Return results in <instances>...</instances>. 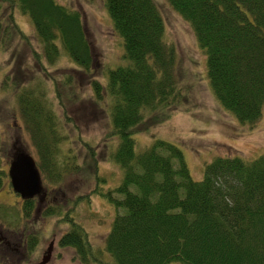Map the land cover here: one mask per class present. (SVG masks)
<instances>
[{
	"label": "trees",
	"instance_id": "1",
	"mask_svg": "<svg viewBox=\"0 0 264 264\" xmlns=\"http://www.w3.org/2000/svg\"><path fill=\"white\" fill-rule=\"evenodd\" d=\"M8 2L28 16L46 61L54 62L61 48L82 72L90 73L91 44L78 11L55 0ZM167 2L189 23L205 54L206 77L215 99L239 122H255L264 104V0ZM104 5L127 62L109 69L104 84L90 79L96 103L103 96L109 98L108 108H101L108 110L111 123L103 138L116 137L108 156L122 170L115 188L122 197L107 194L116 209L103 244L111 260L97 258V264H264V152L248 161L237 155L216 156L204 166L199 180L191 179L181 151L167 141L155 140L136 152L131 135L137 126L145 117L151 123L165 120L177 101L176 50L163 41V20L153 0H105ZM11 12L12 8L3 28L0 16V44L8 39L7 28L6 34L12 30L26 38ZM29 71L23 67L15 74L5 72L0 96L12 98L40 165L49 170L58 143L68 139L60 126L69 121L65 107L71 99L61 101L57 79L50 77V95L40 75L30 83ZM54 105L60 107L59 113ZM82 144L92 150L88 141ZM89 157L95 162L91 152ZM72 164L77 168L74 160ZM59 174L53 175L54 181ZM33 199L23 201L25 217L41 205ZM43 208L44 214L55 212L51 206ZM68 221L71 227L57 244L71 247L76 258L87 263L94 258L87 235ZM0 238V264H17L18 247L1 233ZM32 245L29 240L28 250Z\"/></svg>",
	"mask_w": 264,
	"mask_h": 264
},
{
	"label": "rangeland",
	"instance_id": "2",
	"mask_svg": "<svg viewBox=\"0 0 264 264\" xmlns=\"http://www.w3.org/2000/svg\"><path fill=\"white\" fill-rule=\"evenodd\" d=\"M55 1L80 14L91 44L90 75L82 72L79 65L61 48L54 62L46 61L28 16L22 14L16 5L10 7L7 0H0L1 27L6 26L7 14L12 8L17 29L26 36L21 39L12 30L6 34L9 28L5 35L2 33L8 39L0 44V79L5 76V72L15 74L18 68L28 67L31 71L27 74L33 75L30 83H35V75H40L50 95L51 79H57L61 101L65 103L67 97L71 99L65 107L69 121H63L60 126L62 134L68 139L58 143L57 153L52 158L53 164L48 170L40 165L41 160L30 133L12 98L8 94L0 96V136L3 143L0 151L3 178L0 188V233L15 243L21 252L17 264H36L50 241H53V247L46 264H97V258L111 260L103 244L116 209L109 202L107 194L118 199L122 197L115 190L121 182L122 170L108 156L116 146V137L103 138L110 130L111 123L108 110L104 108L102 111L101 108H108L109 98L103 96L96 103L90 79L104 84L108 70L127 61L123 56L122 39L113 28L104 5L105 0ZM153 1L163 20V41L173 44L176 50L175 72L179 80L176 88H179V95L171 106L168 118L151 123V119L145 117L137 126V131L131 135L134 150L139 152L155 140L175 145L181 151L193 180L202 178L204 166L216 156L237 155L245 161L257 157L264 152V104L261 115L253 123H241L226 111L210 90L205 54L197 44L189 23L167 0ZM67 76L70 79L63 80ZM66 81L68 84H65ZM53 107L56 113L60 112L58 105ZM15 138L39 166L41 182L46 191L44 205L53 207L54 213L44 214L41 205L36 211L32 210L28 217L21 213V199L11 190L6 175L8 155ZM84 141H88L92 150L87 151L82 144ZM89 152L93 154L96 169ZM73 160L77 168H74ZM33 200L36 201V198ZM68 219L82 227L91 244L94 258L87 263L80 262L71 247L57 244L58 237L71 227ZM29 240L33 243L30 250ZM18 241L19 246L16 244ZM167 264L183 263L172 261Z\"/></svg>",
	"mask_w": 264,
	"mask_h": 264
},
{
	"label": "water",
	"instance_id": "3",
	"mask_svg": "<svg viewBox=\"0 0 264 264\" xmlns=\"http://www.w3.org/2000/svg\"><path fill=\"white\" fill-rule=\"evenodd\" d=\"M9 185L21 199L34 196L41 201L45 189L41 182L40 172L33 157L19 144L17 138L11 145L7 167ZM53 241H50L36 264H46L51 256Z\"/></svg>",
	"mask_w": 264,
	"mask_h": 264
},
{
	"label": "flooded vegetation",
	"instance_id": "4",
	"mask_svg": "<svg viewBox=\"0 0 264 264\" xmlns=\"http://www.w3.org/2000/svg\"><path fill=\"white\" fill-rule=\"evenodd\" d=\"M6 186H8L7 183H6ZM19 198H20V197H19ZM33 198H34V197H33ZM45 198H46V192H45L43 198L41 199V206L44 205V200H45ZM20 199H21V198H20ZM24 200H26V199H21L20 209L22 208V205H23V201H24ZM42 204H43V205H42ZM21 213H22V210H21ZM0 239H1V238H0ZM17 244H20V241H18Z\"/></svg>",
	"mask_w": 264,
	"mask_h": 264
}]
</instances>
